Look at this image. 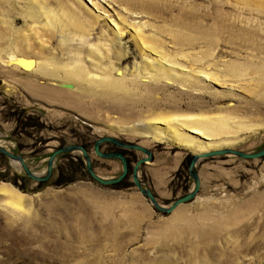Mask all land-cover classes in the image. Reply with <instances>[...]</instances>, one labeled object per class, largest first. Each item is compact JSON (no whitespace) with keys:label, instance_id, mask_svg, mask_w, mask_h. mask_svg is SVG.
I'll return each mask as SVG.
<instances>
[{"label":"rangeland","instance_id":"rangeland-1","mask_svg":"<svg viewBox=\"0 0 264 264\" xmlns=\"http://www.w3.org/2000/svg\"><path fill=\"white\" fill-rule=\"evenodd\" d=\"M165 114L180 118L152 122ZM186 115L228 127L207 138ZM106 137L149 151L102 144L128 162L111 186L82 151L43 182L0 153V264H264V158L201 159L199 193L171 213L134 182L144 160L138 178L171 208L196 188V155L264 149V0H0V147L43 177L82 146L112 180Z\"/></svg>","mask_w":264,"mask_h":264},{"label":"water","instance_id":"water-1","mask_svg":"<svg viewBox=\"0 0 264 264\" xmlns=\"http://www.w3.org/2000/svg\"><path fill=\"white\" fill-rule=\"evenodd\" d=\"M104 143H112V144H117L123 147H127V148H133V149H137L146 153H149V151L147 149H144L143 147H139V146H131V145H124L123 143L119 142L118 140L114 139V138H110V137H106L101 139L100 141H98V143L96 144V151L97 153H99V155L101 157L104 158H118L123 162V172L120 175L119 178L117 179H112V180H105L103 178H101L95 171H94V167H93V163H92V159L90 157V154L88 153V151L82 147V146H78V145H73V146H69V147H65V148H61L58 149L57 151H55V153L52 155V157L49 160V166H48V171L47 173L43 176H37L35 174L32 173V171L29 169V167L27 166L24 157L21 155H14L10 152H8L7 150L3 149L2 147H0V153L4 154L8 157H10L11 159H13L16 162H20L23 166V168L25 169L27 175L39 182H43V181H47L53 173V169H54V163L55 160L59 157V156H63L66 154H69L73 151H82L85 158L87 159V165H88V171L92 177L93 180L101 183L102 185H106V186H111V185H116L119 184L120 182H122L128 175L129 169H128V162L126 160V158L121 155V154H103L100 153V146ZM223 153H232L236 156H239L243 159H248V160H256V159H262L264 158V149H262L260 152L257 153H244L241 151H235V150H229V151H225V152H220V153H212V154H207V153H202V154H198L196 155L190 164V172L192 174V177L194 178L195 182H196V188L194 191L190 192L188 195L178 199L175 201V203L172 205L171 208H164L161 207L159 205V203L157 202V199L154 195V193L152 192V190H150L148 187L144 188V183H142L140 181V179L138 178V170L140 168V165L144 162V160L140 161L134 171V182L137 188L140 189L141 193H143L144 195H146L149 199H151V201L155 204V206L157 207L158 210H160L161 212H166V213H171L173 212L177 207H179L182 204L185 203H189L191 201H193L197 194L200 191L201 188V181L198 175V172L195 171V168L198 164V162L203 159L206 158L208 156H214L216 154H223Z\"/></svg>","mask_w":264,"mask_h":264},{"label":"bare ground","instance_id":"bare-ground-1","mask_svg":"<svg viewBox=\"0 0 264 264\" xmlns=\"http://www.w3.org/2000/svg\"><path fill=\"white\" fill-rule=\"evenodd\" d=\"M148 46V45H147ZM150 46V45H149ZM149 48H152L151 46ZM12 60H15L16 63L21 64L24 68L26 69H33V64L31 62H28L26 59L19 58L16 55H13ZM74 68V67H73ZM66 69V68H65ZM72 70V68H70ZM70 72V70H68ZM81 73L83 76L84 71H77V69H73L70 74L75 76L76 74ZM71 85V84H70ZM69 88V87H68ZM178 117L177 115H158L156 118L152 120L153 123H172V121L177 120ZM184 127H187L190 129L192 132L196 134L203 135L204 137L210 138L211 136L219 135L220 133H223L227 130V122H220L213 124L209 120L203 118L202 116H197V115H186L184 116ZM180 122V121H179ZM216 126V127H215ZM177 138V141H181L183 143H186L188 145H191L193 140L186 138L183 135H175ZM195 142V141H194ZM185 145V144H184ZM243 159V158H242ZM22 197H20L18 194L14 195L13 200L18 203L17 200H21ZM12 200V203H15ZM13 205V204H12ZM19 207V206H18ZM17 208V207H16Z\"/></svg>","mask_w":264,"mask_h":264}]
</instances>
